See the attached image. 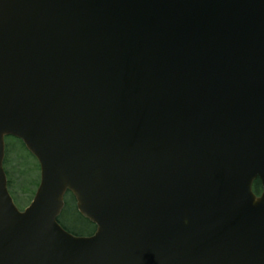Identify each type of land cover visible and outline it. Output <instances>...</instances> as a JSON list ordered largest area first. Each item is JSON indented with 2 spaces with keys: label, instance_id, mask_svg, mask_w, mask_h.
<instances>
[{
  "label": "water",
  "instance_id": "95a60500",
  "mask_svg": "<svg viewBox=\"0 0 264 264\" xmlns=\"http://www.w3.org/2000/svg\"><path fill=\"white\" fill-rule=\"evenodd\" d=\"M0 264H264V0H0Z\"/></svg>",
  "mask_w": 264,
  "mask_h": 264
},
{
  "label": "rangeland",
  "instance_id": "374dc122",
  "mask_svg": "<svg viewBox=\"0 0 264 264\" xmlns=\"http://www.w3.org/2000/svg\"><path fill=\"white\" fill-rule=\"evenodd\" d=\"M5 143L8 148L6 170L11 182L10 191L16 205L22 209L29 203L39 182V169L19 141L9 138ZM60 221L80 236L92 231V227L77 214L70 195L65 197V208Z\"/></svg>",
  "mask_w": 264,
  "mask_h": 264
},
{
  "label": "trees",
  "instance_id": "16d2710c",
  "mask_svg": "<svg viewBox=\"0 0 264 264\" xmlns=\"http://www.w3.org/2000/svg\"><path fill=\"white\" fill-rule=\"evenodd\" d=\"M7 161H8V159L6 158V160H5V164L7 163ZM7 173H8V171H7ZM9 186H11V182H10V179H9V184H8ZM254 191L255 192H258L259 190H260V183H259V181H256L255 183H254ZM60 221V220H59ZM85 221V220H84ZM88 225H90L91 227H92V230H93V226L91 225V224H89L87 221H85ZM60 223H61V221H60ZM61 225L66 229V230H68L69 232H74V231H72V230H70L68 227H66L65 225H63L62 223H61ZM75 234V233H74Z\"/></svg>",
  "mask_w": 264,
  "mask_h": 264
}]
</instances>
